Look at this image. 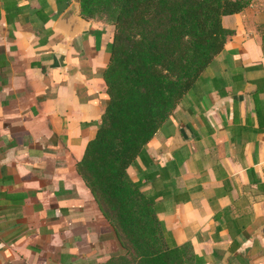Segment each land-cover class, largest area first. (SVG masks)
I'll return each mask as SVG.
<instances>
[{"label": "crops", "instance_id": "crops-1", "mask_svg": "<svg viewBox=\"0 0 264 264\" xmlns=\"http://www.w3.org/2000/svg\"><path fill=\"white\" fill-rule=\"evenodd\" d=\"M127 168L193 264H264V0ZM113 29L78 0H0V264H101L119 251L75 170L107 103Z\"/></svg>", "mask_w": 264, "mask_h": 264}, {"label": "trees", "instance_id": "trees-1", "mask_svg": "<svg viewBox=\"0 0 264 264\" xmlns=\"http://www.w3.org/2000/svg\"><path fill=\"white\" fill-rule=\"evenodd\" d=\"M249 2L78 0L85 21L98 13L113 17L102 72L107 103L75 165L123 250L101 264H193L187 245L168 240L127 168L231 35L221 17L240 13Z\"/></svg>", "mask_w": 264, "mask_h": 264}, {"label": "rangeland", "instance_id": "rangeland-1", "mask_svg": "<svg viewBox=\"0 0 264 264\" xmlns=\"http://www.w3.org/2000/svg\"><path fill=\"white\" fill-rule=\"evenodd\" d=\"M112 18L113 17L110 14L98 13L97 15L94 16L93 19H91L89 21L99 23L103 26H107L108 28L113 29ZM122 254H123V250H121V248L119 247V251L113 256H120Z\"/></svg>", "mask_w": 264, "mask_h": 264}]
</instances>
